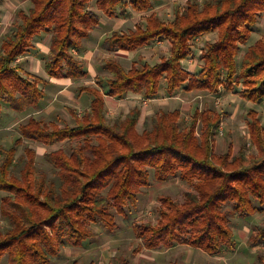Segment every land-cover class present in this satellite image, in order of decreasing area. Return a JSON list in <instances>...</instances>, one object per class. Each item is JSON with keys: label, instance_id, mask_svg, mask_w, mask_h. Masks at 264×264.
<instances>
[{"label": "trees", "instance_id": "1", "mask_svg": "<svg viewBox=\"0 0 264 264\" xmlns=\"http://www.w3.org/2000/svg\"><path fill=\"white\" fill-rule=\"evenodd\" d=\"M30 1V9L18 12L20 21L0 44V115L3 104L17 112L39 107L45 94L40 77L26 72L19 59L35 48V39L42 33H51L44 62L49 76L77 79L88 75L73 51L82 48L83 40L101 22L100 14L89 9L93 0ZM154 1L96 0L95 5L115 18L125 17L129 11L147 12ZM262 13L264 0H206L202 4L187 0L186 8L172 21L152 12L144 25L127 32L113 31L105 40L111 51H135L156 40H167L169 54L155 64L134 61L129 69L117 58H108L103 66L110 74L106 82L81 88L92 100L84 114L74 112V126L33 116L19 126V142L26 138L48 146L70 145L69 151L59 147L45 154L58 169V189L37 178L34 149H26L18 177L12 171L15 147L0 146V192L6 193L1 214L9 224L0 234V264L4 258V264H52L64 246L82 247L85 241L99 238L92 224L114 233L119 227L115 213L127 216V209L136 205L138 194L152 181L177 177L194 190L186 192L182 201L160 195L154 223L130 224L132 256L177 245L209 255L234 250L232 217L245 219L264 212V125L258 112H248L249 136L257 154L249 156L241 148L235 154L217 155L214 140L222 121L214 109H197L184 129L180 128V109L160 111L140 133L141 109L135 107L121 121L109 123L104 95L122 99L136 93L156 98L164 83L168 96L183 85L187 91L216 93L221 87L234 89L243 84L241 96L261 102L264 34L247 47L240 63L237 56ZM214 32L217 39L201 53L200 72L192 74L182 63L191 52V42ZM247 243L264 246V226L253 225ZM131 263L130 257L120 254L109 264ZM242 264H264V251L258 253L257 261Z\"/></svg>", "mask_w": 264, "mask_h": 264}, {"label": "rangeland", "instance_id": "2", "mask_svg": "<svg viewBox=\"0 0 264 264\" xmlns=\"http://www.w3.org/2000/svg\"><path fill=\"white\" fill-rule=\"evenodd\" d=\"M95 1L93 0L90 3L89 9L101 14L95 5ZM198 1L202 4L206 0ZM31 6L30 0H0V44L5 35L12 32L20 21L18 12L20 10L28 11ZM186 6L187 0H155L153 8L143 14L129 11L125 17L111 18L102 13L106 21L100 22V25L103 24L101 26L104 30H109L110 27L115 25L117 26L115 28L118 30L128 31L134 29L137 25H144L145 17L152 12H156L165 21H172L176 13L183 11ZM102 14L100 17H102ZM263 34L264 13L261 14L257 23L252 26V34L248 43L241 46V50L237 56L239 63L248 45L255 43ZM47 36L45 34L36 37L35 49L26 54L29 55L31 53V55H35L40 53L39 62L41 64H44V61L48 57L47 54L41 51V48L45 47L48 43ZM216 39L217 33L215 32L195 38L191 42V52L188 58L182 62L183 66L192 74H198L203 65L201 53L206 49L208 43ZM38 43L40 47L37 49ZM169 49L170 44L167 40H156L148 49L143 50L141 54H137L135 60L137 59V62L143 63L145 62L144 59H147L150 63L155 64L162 57L169 54ZM73 54L76 58H79L75 51H73ZM20 64L26 67L23 62ZM127 64H130V61ZM105 72L104 70H100L97 76V79L99 78L103 84L106 82V77H108L103 75ZM79 83L85 85V81H80ZM165 84L161 88V91L166 90ZM40 85L42 86L41 83ZM93 85L96 86V84ZM63 88L62 93H56V90H52L53 87L45 88L48 102H52H49V105H44V101L43 105H40L35 110L32 109L22 115H14L15 113H13L10 106L3 104V110L0 115V145L6 148L15 147L16 149L13 173L18 177L20 176L21 169L26 161V149L32 148L36 152L35 168L37 178L45 181L47 185L53 183L54 189H58L59 187L58 169L45 159V154L59 147L69 151L70 145H68V142H60L56 145L48 146L26 138H23L19 142L18 140L21 138L19 126L25 123L30 116L48 122L53 121L60 126L76 125L72 111L81 115L86 111L84 104L73 101L74 98L76 99L80 96V86L77 87V85L71 84L67 88L64 86ZM243 89V84H239L234 89L221 87L218 92L210 93L201 90L187 91L185 90V85H183L173 95L168 96L167 93H163L161 100H156L150 105H146V114L144 113L140 117L137 130L142 133L145 127L150 126L152 116L160 111H171L174 109L181 110L180 128L184 129L190 124L191 118L197 109L202 110L210 107L221 115L222 121L219 132L214 140V152L217 155L228 151L235 154L239 149L244 148L247 155H256L257 149L251 143L249 136L248 112L250 109L256 110L264 125V99L259 103L248 101L240 94ZM86 94L90 96L89 93ZM42 100L43 98L40 102ZM139 101H143V104L139 106L143 111L145 100L140 99ZM123 115L124 111H114V109H111L106 113V119L109 123L119 122L123 119ZM200 133L201 130L199 129L196 134L199 135ZM75 144L71 145L74 146ZM1 158L0 154V161ZM193 190L191 184L178 177L164 182L152 181L150 187L142 188V192L138 194L136 205H132L127 209V216L115 213L119 227L114 233H109L98 225L92 224L93 230L99 232V238L85 241L81 249L67 245L64 246L61 255L56 257L52 264H89L90 262L94 264H109L112 257L119 256L120 254L130 257L131 264H242L257 261V255L261 250L264 251V246L250 247L247 242L253 225L264 226V212L254 214L245 219L237 215L232 217L233 233L237 242L234 250L226 249L219 255H209L202 250L187 245H177L171 249L143 250L137 255L132 256V247L130 245L134 239V232L130 224L134 221H150L154 223L160 208L158 200L160 195H169L176 200L182 201L184 194ZM5 194V192H0V234H4L9 228L7 219L1 214V199ZM5 262L6 258H4L3 264Z\"/></svg>", "mask_w": 264, "mask_h": 264}, {"label": "crops", "instance_id": "3", "mask_svg": "<svg viewBox=\"0 0 264 264\" xmlns=\"http://www.w3.org/2000/svg\"><path fill=\"white\" fill-rule=\"evenodd\" d=\"M100 12H101V14L103 13L102 11H100ZM135 13L138 14V12H135ZM143 13H146V12H143ZM143 13H141V14H143ZM105 21H106V19L102 14L101 23H103ZM99 25H97L91 31V34L87 39L83 40L82 48L78 51L74 50L75 53L78 54V56H79L78 60H80L83 67L88 72V75L86 77L74 79V78H69V77L56 78V77L49 76L48 73L45 71L44 64H41L39 62L40 61L39 60L40 53L35 54V55L34 54L31 55V53H29V55H24L22 58L19 59V63L23 62L26 65V67L22 66V68L26 72H29L31 74H34V75L40 77V83L42 84V86L40 85V83H39V85L43 89L45 94H44L42 102L39 103V106L43 105L42 103L44 101H45L44 105H49L50 101L48 102V97H47L46 91H45L46 87H53L52 90H56V93H62L64 90L63 86L67 88L71 84L77 85V87L80 86V88H79L80 90L84 86L96 87L97 82L100 81L99 78H98L99 80L97 79V76H98L100 70L106 71L105 73H103V75L108 76V77H106L107 79L109 78V75H110L109 72L106 69H104V67H103L105 64V61L108 58H113V57L117 58L126 69H129L131 67L132 63L134 61H137V59L135 60V56L137 54H141L143 50L148 49L150 46H152L153 43H155V41H154L150 45L139 48L135 51H124V50L111 51L105 45V40L107 39V37H109L113 33V31L118 30L117 28H115L117 26L114 25L113 27H110L109 30H104L103 27L101 26L103 24H101L100 26ZM110 29H113V30H110ZM119 31H121V30H119ZM123 32H127V31H123ZM45 34L48 35L47 36V40H48L47 42L48 43L45 47L41 48V51H43L45 54L48 55L49 54L48 52L50 51L51 33H42L41 35H45ZM40 36H38V37H40ZM35 45H36V43H35ZM248 46H250V44ZM39 47H40V45L38 43L37 49ZM37 60H38V62H37ZM144 60H145V62L150 63V61H148L147 59H144ZM128 61H130V64H127ZM80 81H85V85L80 84L79 83ZM93 84H96V86ZM80 90H79L80 96L76 99L75 98L73 99V97H72V99H73V101H75L79 104H81V103L84 104L86 106L85 109L88 110L90 108V105H91L92 96L87 95L86 94V93H88L87 91H84V90L80 91ZM102 90L104 92L105 88ZM163 93H165V90H162L160 92L159 96L156 98H145L143 95L136 94V93H130L125 98H122V99L118 98V97H114V96L104 95L105 108H106L105 114L107 112H109L111 109H114V111L121 110V111H124V115H123V118H124L126 116V114H128L131 109H133L135 107H139L141 104H143V101H139L141 99V100H145L144 101V110L142 111V109L139 107L141 109V117H142L144 113L146 114V111H145L146 105H150L153 101L161 100V96L163 95ZM49 100H51V98H49ZM138 102H140V103H138ZM50 103H52V102H50ZM32 109L35 110L36 108H30L25 112H17L13 109L12 110H13V113H15L14 115H22L24 113L29 112ZM161 109H163V108H161ZM74 112L75 111H72L73 115H74ZM30 115H32V114H30ZM77 115L81 116V114H77ZM0 146H2V145H0ZM73 248L81 249L82 247H73Z\"/></svg>", "mask_w": 264, "mask_h": 264}]
</instances>
